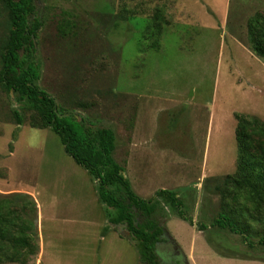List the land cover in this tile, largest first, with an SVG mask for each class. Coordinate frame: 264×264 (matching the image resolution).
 I'll list each match as a JSON object with an SVG mask.
<instances>
[{"label":"rangeland","instance_id":"1","mask_svg":"<svg viewBox=\"0 0 264 264\" xmlns=\"http://www.w3.org/2000/svg\"><path fill=\"white\" fill-rule=\"evenodd\" d=\"M37 4L44 20L36 43L39 86L66 111L115 131L113 157L136 195L149 200L159 190L175 191L193 220L163 203L160 221L169 236L157 246L159 263H188L182 250L193 249L192 264H264L257 244L264 212L235 201L226 185L237 170L235 114L264 122V58L247 34L264 0ZM8 37L9 13L0 0V70ZM16 111L24 115L21 125ZM32 114L0 85V200L12 199L31 240L21 261L0 264H140L127 229H106L97 182L56 133L31 127ZM224 209L248 228L254 247L211 226Z\"/></svg>","mask_w":264,"mask_h":264},{"label":"trees","instance_id":"2","mask_svg":"<svg viewBox=\"0 0 264 264\" xmlns=\"http://www.w3.org/2000/svg\"><path fill=\"white\" fill-rule=\"evenodd\" d=\"M2 1L9 13V37L1 53L2 89L6 93H14L22 109L33 113L30 121L33 129H50L56 133L65 152L97 182L98 199L106 210V229L111 225L125 226L135 242L140 264H160L157 246L166 241L165 237L169 234L160 221L161 217L165 218L163 203L179 218L193 225V220L183 210V202L171 190H159L149 200L136 195L124 175V167L113 157L116 150L115 131L99 126L81 114L66 111L39 86L43 65L36 43L44 20L38 12L37 3L45 0ZM154 21L160 35L163 23L161 11H157ZM247 34L251 50L264 58V13H257L249 19ZM15 114L18 124H23L24 115L17 111ZM235 118L237 170L226 177V185L235 193V201L242 199L264 212V122L244 114H235ZM11 202L10 198L0 200V263L21 261L31 247L29 226L12 208ZM233 215V212L224 209L211 226L239 235L248 247H254L248 228ZM207 228L200 225L199 230ZM257 244L264 246V235Z\"/></svg>","mask_w":264,"mask_h":264},{"label":"crops","instance_id":"3","mask_svg":"<svg viewBox=\"0 0 264 264\" xmlns=\"http://www.w3.org/2000/svg\"><path fill=\"white\" fill-rule=\"evenodd\" d=\"M182 252H183L184 256H186V258H187L188 263L186 262V264H192V263H194V262L192 261V257H194L193 249L190 250L189 254H187L184 250H182ZM179 254H180V253H179ZM191 262H192V263H191ZM184 264H185V263H184Z\"/></svg>","mask_w":264,"mask_h":264},{"label":"flooded vegetation","instance_id":"4","mask_svg":"<svg viewBox=\"0 0 264 264\" xmlns=\"http://www.w3.org/2000/svg\"><path fill=\"white\" fill-rule=\"evenodd\" d=\"M171 242V241H170ZM171 244H172V249H173V251H175L176 249H177V247L174 245V243L173 242H171ZM175 253L177 254L178 253V251H175ZM179 254V253H178ZM184 263L186 264V261L184 260Z\"/></svg>","mask_w":264,"mask_h":264},{"label":"water","instance_id":"5","mask_svg":"<svg viewBox=\"0 0 264 264\" xmlns=\"http://www.w3.org/2000/svg\"><path fill=\"white\" fill-rule=\"evenodd\" d=\"M111 226H113V225H111ZM119 227H120V226H119ZM121 227H125V226H121ZM127 231H128V230H127ZM128 232H129V231H128ZM129 233H130V232H129ZM168 236H169V235H168ZM168 236H167V237H168Z\"/></svg>","mask_w":264,"mask_h":264}]
</instances>
